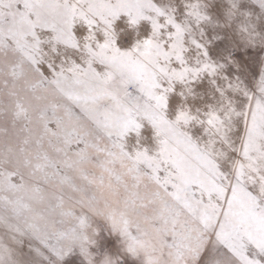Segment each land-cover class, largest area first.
Wrapping results in <instances>:
<instances>
[{
	"label": "snow or ice",
	"instance_id": "obj_1",
	"mask_svg": "<svg viewBox=\"0 0 264 264\" xmlns=\"http://www.w3.org/2000/svg\"><path fill=\"white\" fill-rule=\"evenodd\" d=\"M233 32L264 49V0H0V264H116L97 222L143 264H264V54Z\"/></svg>",
	"mask_w": 264,
	"mask_h": 264
},
{
	"label": "rangeland",
	"instance_id": "obj_2",
	"mask_svg": "<svg viewBox=\"0 0 264 264\" xmlns=\"http://www.w3.org/2000/svg\"><path fill=\"white\" fill-rule=\"evenodd\" d=\"M253 9L259 12V9L252 5ZM215 13V9H212ZM259 27V26H258ZM231 39L235 46L230 48L231 52H234L238 57L245 61L254 59L256 55L264 54V49L247 48L240 44L238 37L233 32L231 33ZM95 243L90 246V252L94 254L97 261L101 260L104 256L116 261V264H143V255H133L128 252L126 242L124 238L118 233L111 229L110 225L103 222H97L96 225V235L94 237ZM17 244L22 243L23 247L20 251L27 253L28 245L31 242L26 236L17 237ZM64 264H83V257L80 255L79 251L76 250L64 261Z\"/></svg>",
	"mask_w": 264,
	"mask_h": 264
}]
</instances>
